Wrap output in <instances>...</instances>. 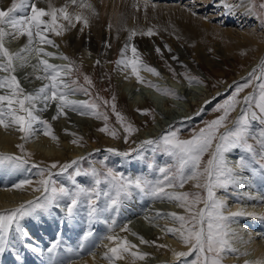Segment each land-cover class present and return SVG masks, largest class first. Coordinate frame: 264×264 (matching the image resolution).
<instances>
[{
  "label": "snow or ice",
  "instance_id": "obj_1",
  "mask_svg": "<svg viewBox=\"0 0 264 264\" xmlns=\"http://www.w3.org/2000/svg\"><path fill=\"white\" fill-rule=\"evenodd\" d=\"M46 2L48 7L44 8L37 6L38 0H12L10 7L6 10L0 9V72L7 73L0 77V90H5L3 94H0V127L20 132L21 139L26 142L38 131L57 140V137L52 134L49 122L39 115V113L46 112L51 104H55L56 115L52 117L53 120L66 115L65 109H70L80 115L91 114L105 121V127L98 129L99 131L113 138H119V133L108 127V116L97 111L98 105L89 101L69 99L70 95L77 92L90 95L87 88L79 86L73 88L67 82V78L73 72L78 71L74 62L66 55H57L46 51L43 47L46 45L59 48V44L51 37L63 36L65 32L75 28L78 23L83 25L81 31L84 27H88L89 18L83 12H70V7L87 8L93 15L97 14L95 9L85 0H66L59 8L55 7L51 0H46ZM213 3L215 6L223 7L229 13L233 9V5L224 0H213ZM147 6L146 0L145 8ZM256 8L257 5L253 2L252 9ZM258 8L264 18V3H260ZM17 13L20 14L17 15ZM141 34L152 36L155 33L149 28ZM135 35L136 32L133 31L129 40ZM20 37H26L27 43L19 51L12 52L5 46L7 39ZM128 47L125 45L121 52L122 59L117 61V65L131 68L137 82L159 90L158 86L144 81L139 72L148 71L156 76L160 73L154 67L143 64L134 46L131 48L132 58H127ZM168 50L171 51V49ZM156 52L162 55L159 48ZM33 54L38 58V63L32 65L33 69H42L44 73L43 76L36 78L47 80L48 83L34 93H26L14 73L18 67H26L28 57ZM47 58L61 59L68 63L52 64ZM173 59L178 58L173 56ZM17 61H19L18 64ZM185 78L190 85L203 83L199 77L190 76L187 73H185ZM84 81L88 85L92 84L87 75L84 76ZM71 84L78 85V81L72 80ZM249 87H252L253 91L241 98L240 93ZM162 94L174 93L171 90H164ZM104 103L107 104L108 101ZM111 107L117 122L121 124L126 133L124 141L127 142L128 137L138 129L116 111L114 103ZM238 107L239 115L230 121V114ZM213 111L221 114L211 121H206L205 126L198 132H193L189 139H181L179 129L170 127L159 138L143 140L137 148L129 151L119 152L115 149H108V152L125 158L132 156L133 153H136L135 158H141L144 155L142 150L145 149L168 156L171 163H166L164 166L157 168L152 163L148 164L150 171L158 172L159 177L156 179H149L144 175L126 176L106 166L82 169L80 162L85 159L84 157L60 165L58 173L51 171L58 167V163H52L47 168L33 164L32 167L39 169L40 179L36 182L37 186H33L32 180L25 179L12 185V189L24 191L30 187L33 192H39L40 195L16 208L0 213V254H3L14 242L24 243L28 238L29 233L22 226L23 221L38 218L45 213L50 214L53 209H56L62 213V222L70 223L74 222L83 210L88 230L84 231L80 237L79 250L64 246L62 233L57 234L56 239L46 250L39 249L31 243L27 245L32 252L41 255L46 251L48 264H65L64 260L59 258L62 248L79 256L80 251L85 249L86 242L94 235L92 226L99 222L107 224L109 232H114L116 221L114 218L110 219L111 214L119 213L124 202L134 193H139L154 199L175 202L178 207L184 209L185 215L175 212L165 214L178 226L166 227L164 231L176 236L188 249L187 251L172 250L178 261L185 258L184 264H222L226 254L237 252L232 244V238L236 234L230 225L235 222V218L245 216V213L236 211L225 215L226 199L219 197L217 192H228L231 189L249 200H264V196H253L248 192H240L242 188L252 187L256 179L264 181V61L253 68L245 82L236 85L229 97L217 104ZM143 114H148V112L145 111ZM254 124H258L259 127L254 129ZM72 143L76 144L78 141L73 140ZM17 147L24 155L0 154V170H19L28 165L26 157L31 154L24 152L22 144ZM236 151L240 155L235 160L230 159V154ZM205 154L209 156L206 161L204 160ZM74 166V172L68 175L71 187L58 185L53 176L66 173ZM80 176L89 177L90 185L78 182L77 177ZM189 181H194L193 186L202 189L206 195L200 192L166 191V189H182ZM201 204L203 207H199ZM259 218L264 220V216ZM121 231H129L127 225L121 228ZM138 238L142 244L155 243L145 240L142 236ZM103 239L113 245L111 247L104 245L107 251L103 254V258L108 261V264H116V261L124 260L126 256L132 257L133 260H144L148 255L132 251L137 246L118 234H109ZM159 247H166V245H159ZM247 254V252L241 253V255ZM188 257L192 259L189 261ZM67 264H75V261L69 259ZM245 264H264V261H245Z\"/></svg>",
  "mask_w": 264,
  "mask_h": 264
},
{
  "label": "rangeland",
  "instance_id": "obj_2",
  "mask_svg": "<svg viewBox=\"0 0 264 264\" xmlns=\"http://www.w3.org/2000/svg\"><path fill=\"white\" fill-rule=\"evenodd\" d=\"M176 1L177 3H179L178 5H183L185 7L191 8H199L198 11L201 14L200 17H207V19L205 20H207L208 23L219 27L217 22L220 19L221 14H219L218 12L216 14L215 11L219 8L222 11L223 8L215 6L213 0ZM250 2L251 5L253 2H255V4L257 5V8L253 10L258 16L259 20L257 24H254V26H250L251 32L261 35V38L263 39L264 18H262V14L258 8V5L260 3H264V0H250ZM153 5L157 4L154 2ZM19 14L20 13H17V15ZM82 27L75 28L78 30H75L74 28L71 29L68 33L69 40L70 37H82L86 34L92 36L93 42L91 44V47L89 48L90 50L88 49L86 50V52L89 54L88 57H92L93 61H99V63L95 64L93 68L82 64L81 62L85 61L79 55L77 56L76 52H73L70 49L63 50L61 48L62 45L58 43L56 36H52L51 38H53L56 43L59 44V48H53L46 45L43 47H45L46 51L56 53L57 55H66L71 61L74 62L75 66L78 68V71L73 72L71 76L67 78V82L73 88L78 86L87 88L90 95H84L83 93L77 92L76 94L70 95L69 99L74 101H89L98 105L97 111L108 116L107 125L110 129H114L119 133V138H113L109 134L99 131L98 129L105 127V121L103 119H97L91 114L80 115L75 111L65 109L66 115H61L58 119L53 120L52 117L56 115V108L55 104H51L46 112L39 113V115L42 119L49 122L52 128V134L57 137V141H67V143H69L65 144V146H63V148L61 149L64 154L63 160L54 162L58 163V167L56 169H51L53 173L59 172L60 165L67 164L80 157H84L85 159L81 160L80 162V167L82 169H89L91 167L102 168L106 166L113 168L118 172H122L126 176L134 177L137 175H144L149 179L158 178V172L150 171L148 168V164L152 163L157 168L160 166H164L166 163H171V160L168 156L160 152L153 153L150 149H145L142 150L144 152L143 157L135 158L136 153H133L132 156L128 158L124 157V162H121L120 160L118 161V159L114 158V156L116 155L108 152V149H115L119 152L129 151L130 149L137 148L143 140L159 138L160 136L165 134L170 127L172 129H179V135L181 139L191 138L193 132H198L205 126L206 121H211L221 114L218 112H214L213 109L217 104L222 103L229 97L236 85L245 82L248 74L253 70L250 66L254 62L253 55L248 56V58L246 59L244 55L227 54V51L222 47L223 45L220 44V41H217L219 43L216 44L213 43L212 46H210L212 48H208L207 46H205L206 43L202 41H196L191 44L185 42L184 40H181L180 37L175 34L165 36L163 34L161 35V33L157 30H155V32L153 31L155 34L152 36H142V34L141 36L135 35L132 36L131 40H129V36L131 35L130 32L124 37L111 36L108 32L106 33L107 30H105V28H99V26H96L93 21L89 22L88 27H84V31H81L79 29ZM245 27L248 28L247 25L240 28ZM100 29H102V31H100ZM72 31L75 33V35H72ZM118 37L121 40L118 39ZM15 40L16 39L9 38L5 42V46L8 47L12 52L19 51L27 43L26 40L24 41L21 38H18L16 41ZM125 45L129 46L126 52L127 58H132L133 54L131 48L134 46L137 49V52L139 53L140 59L143 64L157 69L160 75H155V77L153 76L151 80L147 81H152L151 84L158 86L159 90L156 87H149L143 83L139 84V82L132 83L129 82V80H126L127 78L125 79V77L130 76V74L132 75L131 68H125L127 71H130L128 74L121 73L122 71L120 69H122L124 66L117 65V61L122 59L121 52L125 48ZM194 47H198L196 51V53L198 52L197 54H194L193 52L191 53L190 49ZM96 48L98 49L97 53L95 51ZM157 48L161 50L162 55L157 54ZM168 49H171V51H169ZM223 49L225 52L223 51ZM212 50H214L215 52ZM74 53L76 54V56ZM102 54L103 58L101 60L100 55ZM173 56L177 57L178 59H173ZM47 59L49 60V63L57 65H64L68 63V61L61 59ZM16 63L18 64L19 61H17ZM37 63L38 58L35 56V54H33L28 57L27 66L24 68L18 67L17 71L14 73L17 79L20 81L21 87L25 90L26 93H34L44 84L48 83L47 80H40L36 78L37 76L44 75L42 69H33L32 65ZM245 67L249 68L244 70ZM140 72L143 73L148 71L141 70ZM185 73L190 76L199 77L203 81V83L190 85L189 81L185 78ZM120 74L124 76V80L122 78L123 76H121ZM5 75H7V73L0 72V77H3ZM85 75H87L91 79V85L85 83ZM144 76V74L141 75V77ZM72 80H77L78 85H72ZM164 90H171L174 94H162V91ZM4 91L5 90H0V94H3ZM252 91L253 88L249 87L243 92H247L249 94ZM243 92L240 93L241 98L244 96L242 95L244 94ZM151 94L159 96L161 98V101H158V104L156 102H152L150 100ZM113 97H115V100H113ZM206 97L208 98L206 99ZM210 98L213 99L209 100ZM105 101H108V103L105 104ZM113 103L115 104L116 111L121 113L126 118V121L128 123H131L136 129H138V131L132 133L128 137L127 142L124 141V136L126 135V133L124 132L121 124L117 122L116 115L112 111L111 105ZM207 103L208 105L210 104L209 107L205 105ZM238 110L239 107L235 112H232L230 114V121L234 120L239 115L240 110ZM145 111H147L148 114H143ZM159 120H162L163 123L166 124L163 128V131H159L157 132V134L151 135L150 131L148 130L149 125L156 126ZM37 127L39 128L40 126L38 125ZM229 127H231V124H229ZM258 127V124L253 125L254 129ZM221 131H223V129H221ZM38 133L42 132L38 131ZM73 140H77L78 143H72ZM72 144H74V146H72ZM77 147L80 149L78 150ZM72 149L78 150L79 152L77 154H74L72 153ZM18 150H20V148H18ZM12 154L15 156L24 155L20 151L14 152ZM234 154H237L238 156L240 155L238 151L234 152ZM26 158L28 159L26 172L28 174V178H31V180L35 177V172L39 170L38 168L32 167L33 164L39 165V167L41 168H47L52 164L51 162L46 163L39 158L36 159L32 155L27 156ZM208 158L209 156L205 154L204 160L206 161ZM133 161L140 162L141 168L138 169V171L134 170V164H132ZM74 168L75 166L68 169L66 173L54 175L53 179L57 181L58 185L63 184L71 187V182L68 179V175L74 172ZM244 175H248V173ZM77 180L81 184L85 185H90L91 183L90 178L85 176L77 177ZM182 190L189 193L202 192L203 195H206V193L203 192L202 189L190 186V183L188 184V182L182 189H166V191L176 192H183ZM31 194L32 196L26 201L32 200L40 195L39 192H33ZM19 198H21V196H19ZM133 198L135 200L137 199L138 202L133 204V202L135 201ZM132 199L134 201H132ZM26 201L22 200L20 202H16L13 206L10 205L11 207L7 206L5 210L0 209V213L16 208ZM139 202H142V204L140 205L141 211H138V213H136L135 208H137ZM199 206L203 207L202 204ZM137 209L139 210V208ZM173 212L179 215L186 214L184 209L178 207L177 203L175 202H169L166 199L162 201L160 199H154L152 197L144 196L139 193H134L130 199L124 202L119 213L111 214L110 219L114 218L116 221L114 232H109L107 224L103 222L98 224H101V226H103L104 230H106L107 235H120L121 228L127 225V228L129 229V231L125 232L127 240L137 246V248H135L136 251L138 250L139 252L142 251L143 253L148 254L146 258L144 260H140L138 264H157V262L158 264H168L166 262L167 255L166 253H164V249L168 250V245L166 243L164 235V229L168 226L177 227L178 225L165 214ZM158 213L160 215H157ZM49 215L54 217L53 222L57 226H61L62 224H64V222H62V213H60L56 209H53L50 214L45 213L46 221L43 222L42 225L46 228H53L52 230L55 229V227L51 226L52 223H49ZM83 218L84 212L82 210L80 216L76 220L81 221ZM62 227H59V230L55 232L56 236L58 233H60ZM95 227L93 228L94 230ZM80 232L81 233L78 234V236H81V234H83L82 232L84 231ZM133 233H136V235H133ZM141 236L145 240L150 242L154 241L155 243L142 244L138 238ZM44 239L48 241H46L47 243H45L47 245H42V243L40 244L42 246H40L39 244L36 245V242H31L26 239L24 243H21L23 245L21 247L17 245L18 248H16V244L11 246L12 249L9 247V252L14 253L16 251L14 253L16 256L20 255L30 263L33 259L34 261L32 262L42 264V262L47 259L46 251L41 255L36 252H32L27 247V245L31 243L32 245L35 244L34 246L38 247L39 249H44V247L45 249H47V247L53 241L52 235L50 237L46 236V238ZM55 239L56 238H54V240ZM159 245H166V247H159ZM72 246L75 247H71L72 249H78L77 242ZM16 253H18L19 255ZM249 257L250 255L246 256L247 259ZM187 259L190 261L192 257H188ZM184 260L185 258H181V260L179 261L175 259L173 261L171 260V262H173L172 264H184ZM226 262L227 259L225 258L222 263L225 264Z\"/></svg>",
  "mask_w": 264,
  "mask_h": 264
},
{
  "label": "bare ground",
  "instance_id": "obj_3",
  "mask_svg": "<svg viewBox=\"0 0 264 264\" xmlns=\"http://www.w3.org/2000/svg\"><path fill=\"white\" fill-rule=\"evenodd\" d=\"M65 2L66 0H51V3L57 8L63 6ZM85 2L90 3L93 6L95 12L97 13L96 15H93L92 12L87 8H77L76 6L70 7L69 11L83 12V14L89 18V22L93 21L96 26H99V28H105V30H107L106 33L108 32L111 36L124 37L129 32L131 34L133 32L132 30L136 32L137 36H141L142 32H146L149 28H151L154 32L155 30L159 31L161 35L163 34L165 36H168L170 34H175L180 37L181 40H184L187 43L192 44L196 41H202L206 43L205 46H207L208 48L212 46L213 43L216 44L219 43L217 41H220V44L223 45L222 47L227 51V54L244 55L246 59L248 58V56L253 55L254 62L250 65L251 69L259 65L261 61L264 60V38L262 39L261 35L251 32L250 28V26H254V24H257L259 21L258 16L252 9L250 0H224V2L233 5V9L230 13L227 12L223 7L222 11L220 10V8L215 11L216 14L217 12L221 14L220 19L217 22L219 27L211 25L207 22V20L200 17L201 14L198 11L199 8H191L185 7L183 5H178L179 3H177L176 0H147V8H145L146 0H85ZM154 2L157 4L155 5V7H153ZM11 3L12 0H0V9L6 10L11 6ZM37 6L47 8L48 4L46 0H38ZM193 12H195L196 14L193 15ZM245 25H247L248 28H240L244 27ZM82 26V24L78 23L75 28ZM100 31H102V29H100ZM68 33L69 31L65 32V34L61 37H56L58 43L62 45V47H60L63 50L70 49L71 51L76 52L77 56L79 55L84 59L85 62H81L82 64L93 68L94 65L97 64V60L93 61L92 57H88L89 54L86 52V50L91 47V44L93 42L92 36L86 34L82 37H70L69 40ZM72 35H75L73 31ZM20 38L24 41H27L26 37ZM118 39L120 38L118 37ZM197 49L198 47L190 49L191 53L193 52L194 54H197ZM97 50L98 49L96 48V53ZM100 58L102 60L103 54L100 55ZM247 68L245 67L244 70H246ZM126 69L124 67L120 69L122 71L121 73L128 74L130 71H127ZM142 74L145 75L144 77H142L144 81L151 80L153 76L155 77V75L151 74L150 72H139L140 76ZM122 78L124 80V76ZM125 79L129 80V82L132 83L137 82L136 76L133 74L125 77ZM243 93L244 94L242 95L244 96L248 94L247 92ZM208 97H206V99ZM212 99L213 98H210L209 100ZM205 105H207L208 107L210 106V104L208 105V103ZM165 125L166 124H164L162 120H159L156 126L149 125L148 130L150 131L151 135L157 134V132L163 131ZM21 135L22 134L18 131L16 132L12 129L5 130L4 128L0 127V153L13 155L12 153L14 152H21V150H18L17 145L22 144L24 146L25 153H29L36 159L39 158L46 163H54L63 160L64 154L61 149L63 148V146H65V144H69L67 143V141L62 142L59 140H53L50 136H45L42 133L37 132L26 142L21 139ZM72 146H74V144H72ZM77 149L79 150L80 148L77 147ZM78 150L72 149V153L77 154L79 152ZM237 157V154H230V159L232 160H235ZM114 158L118 159V161L120 160L121 162H124L125 160L124 157H121L119 155L114 156ZM132 164H134V170H138L141 168L140 162L133 161ZM38 171L39 170L35 172V177L32 179L33 186H37L36 182L40 179ZM27 175L28 174L26 172V166L19 170H0V209L5 210L7 206L11 207L16 202H20L22 200L26 201L32 196L31 193H33V191L30 187L26 188V190L24 191L12 189V185H14L15 183H18L25 179H29ZM189 183L190 186H193L195 182L190 181L188 182V184ZM182 191L184 192V190ZM240 192H248L253 196H264V181L256 179L252 187L242 188ZM217 195L221 198L226 199L227 208L224 210L225 215L236 211H243L245 213V216L235 218V222L230 225L231 229L236 234L235 237L232 238V244L233 247L237 249V252L226 254L225 258L227 259V262L225 264H245V261H264V220L259 218L261 216H264V200H249L243 195L236 193L231 189L228 192L218 191ZM19 196H21V198H19ZM133 199L132 201L135 200ZM137 202L138 201L136 199L133 204ZM53 218V216L49 215L48 220L50 224L52 223L51 226L55 227L54 230H52L53 228H46L42 225V223L46 221L45 214L32 220L23 221L22 226L29 233L27 240L36 242V245H40L41 243L42 245H47L45 243H47L48 241L44 238H46V236L50 237L52 235V238L54 239V236L57 237L55 235V232L59 230V227L63 226L62 230L60 231V233H62L61 238L63 241V245H73L77 242L78 234L81 233L80 231L88 230V225L85 222V218H83L81 221L75 220L74 222L64 223L61 226H57L53 222ZM97 226L98 223L92 226L94 235L89 239L88 242H86V247L80 252L79 256H76L74 252L69 253L65 251L64 248H62L59 258L63 259L65 264H67L69 259L74 260L75 264H108V261L103 258V254L107 250L104 245L107 244L110 247L113 245H111L110 242L106 239H103V237L107 235L105 233L106 230H104L101 226L99 228ZM94 227L95 230L93 229ZM67 228H69V232H67ZM125 232L126 231H120V235L121 237H125L127 239ZM164 235L166 243L168 245V250L164 249V253H166L167 255L166 262L168 264H172L173 262H171V260L173 261L176 259L173 255L172 250L174 249L176 251H186L187 248L173 234L165 232ZM69 241H71V243H69ZM13 245H15L16 248H18L17 245L19 247L23 246L19 242H15L13 243ZM11 246L10 248L12 249ZM10 248H8L3 254H0V264H38L32 262L34 261L33 259L32 261L30 260L31 263L26 261V259L24 257L23 259L18 253H16L19 255V259H17V256L14 254L16 251L14 253H11L9 252ZM96 250H98V252H96ZM132 251H136V249H132ZM244 252H247V255H250L248 259L246 258L247 255H241V253ZM140 253L143 252L140 251ZM139 262L140 260H133L132 257L126 256L124 260L116 261V264H138ZM42 264H48V259Z\"/></svg>",
  "mask_w": 264,
  "mask_h": 264
}]
</instances>
